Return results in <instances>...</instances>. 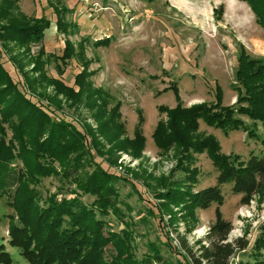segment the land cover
<instances>
[{
  "label": "trees",
  "instance_id": "1",
  "mask_svg": "<svg viewBox=\"0 0 264 264\" xmlns=\"http://www.w3.org/2000/svg\"><path fill=\"white\" fill-rule=\"evenodd\" d=\"M243 1L249 3L264 31V0ZM46 2L53 9L57 31L65 36L61 56L48 53L42 45L52 21L44 14L27 15L21 11L19 0H0V198H5L13 210L8 215V245L20 250L28 264H230L238 253H245L249 242L245 237L229 241L233 225L223 217L220 207L224 204L222 188L226 184L232 185L233 194L242 196V205H250L256 195L264 200V57H252L240 46L232 87L237 92V102L231 106L223 105L219 85L214 102L188 108L183 106L176 84L170 87L178 104L173 109L159 108L166 118L158 122L152 138L160 155L170 156L177 164L168 175L156 178L155 186H147L159 201V222L164 228H174L177 234L178 244L174 246L170 232H166L171 252L181 260L169 262L154 243H149L147 252L138 256L135 224L126 221L124 213V209L131 210L121 200L117 186L121 179L130 184L132 180L109 173L97 164L95 156L104 158L111 167L117 166L119 153L140 159L146 146L141 129L143 118L139 117L133 137L127 136L121 103H115L108 91L96 88L91 80L95 71H90L92 60L85 54L89 39H82L78 51L70 39L78 26L67 21L68 9L60 0ZM111 41L108 37L93 45L108 47ZM39 44L38 53L32 54L33 45ZM2 53L9 55V61L22 74L28 92L38 98L39 104L20 90L2 61ZM73 59L81 63L82 69L72 86L48 75L47 65L55 63L62 75L63 67ZM66 107L89 114L79 119L81 130L49 113L62 112ZM201 121L225 135L244 132L248 139L261 144L262 154L252 151L246 160L237 154L225 155L213 135L199 132ZM204 154L218 176L215 185L197 191L200 171L193 165ZM176 170L185 173L183 179L174 178ZM132 176L138 178L136 173ZM51 177L74 185L66 191L75 197L59 200V192H66L62 189L44 196L40 186ZM83 195L94 198L93 202H82ZM213 204L217 205L215 219L205 241H197L198 249L194 250L175 227L182 220L190 233L199 223L197 210H207ZM152 211L150 216H154ZM110 216L124 221L126 227L120 232L111 230ZM164 216L170 217L169 223H165ZM253 249L252 261L239 264H264V228ZM0 264H13L4 245L0 246Z\"/></svg>",
  "mask_w": 264,
  "mask_h": 264
},
{
  "label": "rangeland",
  "instance_id": "2",
  "mask_svg": "<svg viewBox=\"0 0 264 264\" xmlns=\"http://www.w3.org/2000/svg\"><path fill=\"white\" fill-rule=\"evenodd\" d=\"M68 9L67 21L75 23L78 28L70 37L79 51L82 39H89L85 44V54L92 60L90 71H95L91 78L96 88H104L121 103L122 122L126 134L133 137L134 130L143 118L141 125L146 138L145 150L140 159L129 154L119 153L117 166H109L101 157L95 156L97 164L109 173L128 178L132 184L120 180L118 187L121 200L127 204L131 212L124 209L126 221L135 224V246L138 256L147 252V245H157L169 262L181 257L172 253L166 232L174 246L178 244L174 228L159 222L157 208L159 201L151 188L156 178L168 175L176 167L177 162L170 156H161L154 144L152 135L160 120L166 118L159 108L173 109L177 106L175 94L170 89L173 84L179 90L181 102L188 108L216 100V87L223 90V105L231 106L237 102V92L233 90L235 72L241 45L252 57H264V31L258 25L256 16L249 3L243 0H60ZM21 11L27 15L40 17L44 14L52 21L51 28L46 31L43 46L48 53L61 56L65 49V36L59 33L55 25L53 9L46 0H19ZM222 8L221 14L218 12ZM111 37L108 47H96L93 42ZM41 44L33 45L32 54H37ZM2 61L11 73L19 88L33 102L39 104L38 98L28 92L24 77L9 61V55L2 53ZM64 73L59 74L55 63L46 66L49 76L61 78L65 84L72 86L77 73L81 71V63L73 59L64 66ZM26 70L31 71V67ZM50 91V90H49ZM45 102H43L44 104ZM139 112L142 115H139ZM54 119H65L81 130L79 119L89 117L84 110L74 111L65 108L62 112H49ZM247 123H251L245 119ZM89 123L95 126L93 119ZM263 131V130H262ZM199 132L213 135L220 143L225 155L237 154L246 160L250 152L261 155V144L248 139L242 131H234L225 135L222 131L200 122ZM11 135V131H9ZM193 167L199 169V183L195 190H202L216 184L218 172L207 158L200 155ZM130 170V171H129ZM129 171V172H128ZM131 172V173H130ZM133 173L138 178H133ZM185 173L176 170L175 179H183ZM58 178L51 177L42 181L40 190L44 196L74 188ZM70 186V187H69ZM231 184L222 188L224 204L220 207L223 217L230 221L233 230L229 241L245 237L249 248L245 253H238L230 264L252 261L253 247L263 233L264 200L256 195L250 205L241 204V195L233 194ZM59 192L58 199L74 194ZM81 201L90 205L94 198L89 195L80 197ZM123 208V207H122ZM216 204L207 210H197L199 223L190 232L179 220L178 232L185 235L194 250L198 249L197 241H205V235L215 219ZM153 210V211H152ZM154 216H150V212ZM177 216L181 212L174 209ZM13 210L6 205V199L0 198V246L4 245L10 253L13 264H28L20 254V250L8 245V215ZM169 216H164L169 223ZM109 228L120 232L125 222L113 216L108 218ZM187 233V234H186ZM264 253V250L262 251Z\"/></svg>",
  "mask_w": 264,
  "mask_h": 264
}]
</instances>
